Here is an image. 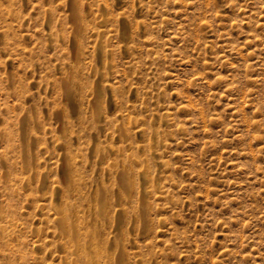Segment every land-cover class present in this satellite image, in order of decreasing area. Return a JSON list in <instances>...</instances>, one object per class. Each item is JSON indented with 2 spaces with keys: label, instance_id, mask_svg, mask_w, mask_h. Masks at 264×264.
I'll list each match as a JSON object with an SVG mask.
<instances>
[{
  "label": "rangeland",
  "instance_id": "374dc122",
  "mask_svg": "<svg viewBox=\"0 0 264 264\" xmlns=\"http://www.w3.org/2000/svg\"><path fill=\"white\" fill-rule=\"evenodd\" d=\"M120 170L125 264H264V0H0V264H75Z\"/></svg>",
  "mask_w": 264,
  "mask_h": 264
},
{
  "label": "bare ground",
  "instance_id": "6f19581e",
  "mask_svg": "<svg viewBox=\"0 0 264 264\" xmlns=\"http://www.w3.org/2000/svg\"><path fill=\"white\" fill-rule=\"evenodd\" d=\"M98 149H99V147H98ZM100 153H101V151L98 150L99 156H100ZM118 154H119V152H118ZM30 155H31V153H30ZM99 156H98V159L100 158ZM66 158H68V157H66ZM123 158H125V157L123 156ZM114 159H116V158H114ZM118 159H119V156H118ZM121 159L122 158H120V160H115L113 165H115L118 169L120 168V166H122L123 171H125V170H127V167L130 166V163H129V161H126V159H124V161H121ZM67 160L69 162V159H67ZM67 160L65 159L66 162H67ZM31 162L32 161L30 160V163ZM66 162H65V165L66 164L68 165V163H66ZM72 162H74V161H72ZM72 162H69V163H72ZM97 164H99V163H97ZM65 165L63 163L62 166H65ZM113 165L109 166V169ZM70 167H71V165H70ZM75 168H77V165ZM117 168H115V169H117ZM68 169L69 168L64 169L67 172V173H64V174L68 175L67 177H69V174H70V173H68L69 171H67ZM73 169H74V167H73ZM64 170H63V172H65ZM74 171H75V169H74ZM77 171H78V169H77ZM113 171H115V170L113 169ZM123 171L120 170L119 172H116V173H119L118 174L119 176L116 175V177L118 179H115V183L116 184L119 183L120 185H122V186H120L118 184V186L121 187L120 191H118L119 188L117 189V187L115 189V188H109L108 186H105L104 182H102V184H101V180H100L99 183L101 185L99 184L98 187L96 186L97 190L96 191L93 190L92 193H89L90 195L88 196V199H89L90 204H89V208H88V215H89L92 227L88 226L89 223L86 224L85 220L87 218H85L84 220L81 219L80 221H78V224L76 225L75 219H73L72 217L75 216L74 211H78L79 207L75 210L73 203H72L73 205H69V203H68V205L63 206V208L59 207L60 204L59 205L57 204L58 206L55 204V209L58 210L57 213L59 214V212L60 213L62 212V220H61V218L59 219V221L61 222L60 224H61L62 230L64 232L69 233L70 239L72 241V247L76 251V255H75L74 260L71 259L73 262H75V264H125V261H126L125 260V253H124L123 247L121 246V244H122L121 239L123 237L122 234L123 235L126 234L125 233L126 229H123L121 231V229L119 227H117L118 226L117 223L121 217V216L119 217V215L123 214V213L121 211H118L119 215H117V214L116 215L114 214V216L110 215V213H111L110 210L109 209L106 210L104 208V205H106L107 203L110 205V200H112L113 202H116L118 200L121 201V198H125L126 200L132 198L131 202L133 204V210L130 213H133L134 217L139 218V220H138L139 221V226H138L139 230H142L146 227L147 222H146L145 214H146V206L147 205L145 204L146 202H144L145 200L143 199L145 192L143 189L135 186L137 182L134 183V181H132V183H131L130 180H129L130 182H128L126 179L127 174ZM140 173H142L143 176L149 175V173H147L145 171H141ZM106 174H108V173H106ZM74 175H76V173L73 174V176ZM127 176L129 177L131 175L128 173ZM64 177L67 178L66 175H64ZM105 177H104V179H105ZM114 177L115 176L113 175V178ZM70 179H71V177L69 178L67 183L64 182L65 179H64V181H62L63 183L67 184L66 186H67L68 192H66V193H68V194H69V192H75L76 193L78 190L83 189V186H81V184H79L80 181L79 182L77 181V183L76 182L74 183L71 181L72 179L71 180ZM133 188H134V190H133ZM133 191L136 192V196H135V192H134V196L131 197L130 192L132 193ZM70 195L71 194H69V196ZM78 196H79V194H78ZM83 197H84V195H82V199H83ZM133 199H135L136 201ZM68 202H69V200H68ZM73 202H74V199H73ZM76 202L78 203V201H76ZM131 202H130V204H131ZM134 202L136 203V205H134L135 204ZM70 203H71V201H70ZM127 208H129V207H127ZM129 211H130V209H129ZM130 213H129V215H130ZM93 218L96 221H100L104 228L108 223L113 224V225H111V227L113 226L115 231H116V232L114 231V233H116V239L114 241H112V239L111 240L106 239L105 234L103 232H101V230L97 227V225H95L93 223V221H92ZM129 218H131V217H129ZM129 218H127L128 221H129ZM119 226H120V224H119ZM126 226H129L128 222H127ZM133 226H134V222H133ZM133 226H132V228H133ZM113 227H112V229H113ZM104 228H103V230L105 231ZM82 231H84V232L81 233ZM128 232H129V230H128ZM126 236H127V234H126ZM114 237H115V235H114ZM107 238H108V236H107ZM76 247H78L77 250H76ZM71 264H72V262H71Z\"/></svg>",
  "mask_w": 264,
  "mask_h": 264
}]
</instances>
